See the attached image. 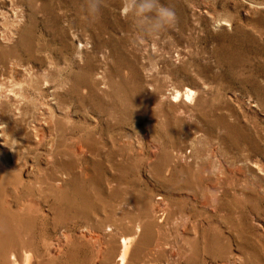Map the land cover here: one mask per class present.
I'll list each match as a JSON object with an SVG mask.
<instances>
[{
  "label": "rangeland",
  "instance_id": "obj_1",
  "mask_svg": "<svg viewBox=\"0 0 264 264\" xmlns=\"http://www.w3.org/2000/svg\"><path fill=\"white\" fill-rule=\"evenodd\" d=\"M140 2L0 0V264H264V0Z\"/></svg>",
  "mask_w": 264,
  "mask_h": 264
},
{
  "label": "clouds",
  "instance_id": "obj_2",
  "mask_svg": "<svg viewBox=\"0 0 264 264\" xmlns=\"http://www.w3.org/2000/svg\"><path fill=\"white\" fill-rule=\"evenodd\" d=\"M124 9L125 16H128L131 11V6L124 4ZM98 10V6H96L94 11L98 12ZM138 11L141 14H154L151 17L145 16V18L152 19L154 21V26L160 31L168 32L177 25V16L174 9L162 4L160 0H141L138 5Z\"/></svg>",
  "mask_w": 264,
  "mask_h": 264
},
{
  "label": "bare ground",
  "instance_id": "obj_3",
  "mask_svg": "<svg viewBox=\"0 0 264 264\" xmlns=\"http://www.w3.org/2000/svg\"><path fill=\"white\" fill-rule=\"evenodd\" d=\"M34 1V0H33ZM35 6V5H34ZM40 9H41V7H40ZM53 13V12H52ZM81 23V22H80ZM33 34V33H32ZM29 39V38H28ZM40 46V45H39ZM47 48V47H46ZM27 49V48H26ZM48 49V48H47ZM47 51V50H46ZM47 53V52H46ZM49 56V55H48ZM52 57V56H51ZM23 60V59H22ZM189 92L191 93V90H189ZM190 95V94H189ZM70 166V165H69ZM64 167V166H63ZM5 168V167H4ZM56 170H57V168H56ZM4 171V170H3ZM10 171V170H9ZM20 171H22L21 169H20ZM19 171V172H20ZM58 171V170H57ZM13 171H11V173H12ZM46 172V171H45ZM43 173V174H46V173ZM61 172V171H60ZM7 173H8V171H7ZM10 173V172H9ZM10 173V174H11ZM21 173V172H20ZM85 173V172H84ZM2 174V173H1ZM9 174V175H10ZM86 174V173H85ZM12 175V174H11ZM10 175V176H11ZM74 175V174H73ZM78 176V175H77ZM69 177V176H68ZM70 177H72V176H70ZM3 178V177H2ZM48 178V177H47ZM6 178H4V180H5ZM50 179V178H49ZM79 179V178H78ZM13 180H15V179H13ZM12 180V181H13ZM75 180V179H74ZM46 181V180H45ZM19 182H21L20 180H19ZM53 182V181H52ZM15 183V182H14ZM23 183V182H22ZM21 183V184H22ZM35 183V182H34ZM43 183H44V181H43ZM24 184H26V183H24ZM23 184V185H24ZM32 184V183H31ZM53 184H54V182H53ZM19 185V184H18ZM38 185H40L39 183H38ZM60 185H61V183H60ZM15 186V185H14ZM44 186V185H43ZM10 187V186H9ZM8 187V188H9ZM18 187V186H17ZM20 187V186H19ZM18 187V188H19ZM38 187V186H37ZM53 187H55V186H53ZM15 188V187H14ZM30 188V187H29ZM44 188H45V186H44ZM49 188V187H48ZM33 189V188H32ZM52 189V188H51ZM55 189V188H54ZM40 190V189H39ZM44 190V189H43ZM61 190H62V188H61ZM17 191V190H16ZM51 191V190H50ZM54 191H56V190H54ZM7 192V191H6ZM19 193V192H18ZM42 193V192H41ZM46 193H48V192H46ZM54 193V192H53ZM59 193V192H58ZM88 194V193H87ZM12 195V194H11ZM55 195V194H54ZM17 196H19V195H17ZM32 197V196H31ZM30 197V198H31ZM19 198H20V196H19ZM8 199H10V197L8 198ZM32 199V198H31ZM89 201V200H88ZM23 202V201H22ZM11 203V202H10ZM73 204V203H72ZM3 205V204H2ZM9 205V204H8ZM12 206V205H11ZM90 206V205H89ZM57 208V207H56ZM82 208V207H81ZM75 210V209H74ZM5 211V210H4ZM17 211V210H16ZM2 213V212H1ZM12 212H10V213H8L9 215L11 214ZM15 214V213H14ZM17 214V213H16ZM1 216V215H0ZM6 217V216H5ZM13 217V216H12ZM14 218V217H13ZM7 219V218H6ZM12 220V219H11ZM3 221H5V220H3ZM5 225V224H4ZM1 227V226H0ZM3 227V226H2ZM4 228H6V226L4 227ZM129 242V241H128ZM119 245V244H118ZM128 247H129V243H128V245L126 244V239L125 238H123L122 239V241H121V246H120V249H119V252H120V255H119V258H118V260L121 262V263H124L125 261V259H124V257H125V254H126V252L128 251ZM25 254H28V253H25ZM128 257V256H127ZM25 258V264H30V256L29 255H26V257H24ZM126 258V257H125ZM116 259V258H115ZM124 261V262H123ZM116 263V262H115ZM118 263V262H117Z\"/></svg>",
  "mask_w": 264,
  "mask_h": 264
}]
</instances>
